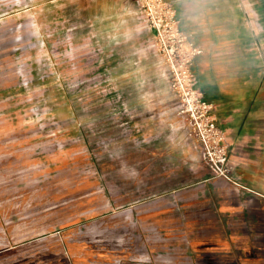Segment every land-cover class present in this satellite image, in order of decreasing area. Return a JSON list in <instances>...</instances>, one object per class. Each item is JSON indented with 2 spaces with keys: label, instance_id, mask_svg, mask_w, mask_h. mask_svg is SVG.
<instances>
[{
  "label": "rangeland",
  "instance_id": "obj_1",
  "mask_svg": "<svg viewBox=\"0 0 264 264\" xmlns=\"http://www.w3.org/2000/svg\"><path fill=\"white\" fill-rule=\"evenodd\" d=\"M162 2L0 0V264H264V242L186 239L225 226L175 209L203 161Z\"/></svg>",
  "mask_w": 264,
  "mask_h": 264
},
{
  "label": "crops",
  "instance_id": "obj_2",
  "mask_svg": "<svg viewBox=\"0 0 264 264\" xmlns=\"http://www.w3.org/2000/svg\"><path fill=\"white\" fill-rule=\"evenodd\" d=\"M165 1L174 12L178 29L201 49L193 56L190 70L203 100L213 105L212 114L224 135L231 174L243 185L215 176L204 162L199 145L203 161L195 168L199 180L192 184L189 196L181 192L175 209L181 211L187 225L205 218L202 223L207 228L212 216L214 224L220 222L225 229L224 233L214 234L204 229L201 238L191 235L186 239L264 242V57L260 54L264 47V0ZM195 190L202 200L190 199ZM202 202L212 204V215L209 209L202 213L200 208L196 214L187 213L192 205ZM159 209L166 216L165 204ZM128 258L165 263L149 254ZM103 262L100 264H123L118 254Z\"/></svg>",
  "mask_w": 264,
  "mask_h": 264
},
{
  "label": "built area",
  "instance_id": "obj_3",
  "mask_svg": "<svg viewBox=\"0 0 264 264\" xmlns=\"http://www.w3.org/2000/svg\"><path fill=\"white\" fill-rule=\"evenodd\" d=\"M161 3V0H157ZM167 8L166 25L169 36L176 44V52L180 54V66L176 73L175 86L181 92L182 106L187 112L192 127L202 149V158L215 176L221 177L236 186H243L233 175L229 167V155L224 143L222 130L213 117V105L203 100L202 92L196 88V78L190 70L191 60L201 49L188 41L178 29L174 12L169 4L162 2ZM163 18L157 26L159 30Z\"/></svg>",
  "mask_w": 264,
  "mask_h": 264
}]
</instances>
